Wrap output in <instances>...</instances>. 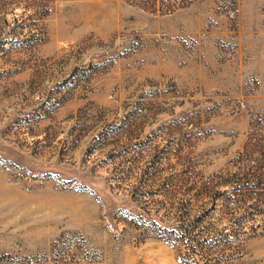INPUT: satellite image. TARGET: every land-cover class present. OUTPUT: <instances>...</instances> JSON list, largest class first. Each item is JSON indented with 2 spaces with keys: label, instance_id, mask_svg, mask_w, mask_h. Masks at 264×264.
<instances>
[{
  "label": "rangeland",
  "instance_id": "1",
  "mask_svg": "<svg viewBox=\"0 0 264 264\" xmlns=\"http://www.w3.org/2000/svg\"><path fill=\"white\" fill-rule=\"evenodd\" d=\"M0 264H264V0H0Z\"/></svg>",
  "mask_w": 264,
  "mask_h": 264
},
{
  "label": "trees",
  "instance_id": "2",
  "mask_svg": "<svg viewBox=\"0 0 264 264\" xmlns=\"http://www.w3.org/2000/svg\"><path fill=\"white\" fill-rule=\"evenodd\" d=\"M258 167L262 168V166L258 165Z\"/></svg>",
  "mask_w": 264,
  "mask_h": 264
}]
</instances>
